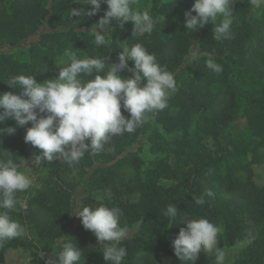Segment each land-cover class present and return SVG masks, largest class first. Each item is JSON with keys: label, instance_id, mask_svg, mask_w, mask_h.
Wrapping results in <instances>:
<instances>
[{"label": "trees", "instance_id": "16d2710c", "mask_svg": "<svg viewBox=\"0 0 264 264\" xmlns=\"http://www.w3.org/2000/svg\"><path fill=\"white\" fill-rule=\"evenodd\" d=\"M193 3L157 2L151 11L156 21L151 34L130 35L131 23L124 29L114 24L108 30L109 44L98 46L92 30L106 5L96 16L73 18L72 8L88 11L91 6L85 0H0V48L25 43L46 16L50 24L49 31L40 32L28 45L26 61L0 52V92L16 91L7 85L15 75L35 76L37 82L51 78L55 57L64 56L65 50L76 51L81 58L109 56V62H118L124 43H140L155 54L177 85L163 111L148 113L146 122L133 133L113 137L105 151L85 153L74 166L60 161L49 164V180L22 211L23 220L43 247L14 239L0 247V263L7 250L21 249L30 255L31 264H45L42 250L55 245L58 253L64 243H72L82 249L80 264H106L95 235L74 216L71 200L81 190V205L103 203L122 210L121 224L129 227V235L119 245L126 249L122 264H164L165 258H170V264H180L172 240L179 227L185 226L177 227L163 215L169 204H175L181 216L206 218L220 226L218 247L223 248L225 241H245L246 246L229 264H264V185H256L252 173L253 164L264 165V53L253 46L264 25V0H242L235 10L231 38L219 40L211 24L200 31L184 28V13ZM59 26L61 30L56 29ZM210 58L222 66L221 72L206 67ZM239 120L245 123L242 132L247 138L232 132L231 124ZM9 126L14 121L0 125ZM224 129L232 139L223 136ZM24 135L25 129L17 128L14 135L0 137V159L19 163L28 148H33L24 142ZM207 137L215 142L214 148L206 147ZM143 138L150 151L161 157L149 163L144 179H136L121 192L113 181L114 170L127 161L135 171L141 169L136 154L141 147L129 156H121L122 150ZM179 161L188 168L183 176L175 169ZM74 172L81 174L80 180L70 176ZM106 190L111 191V198ZM96 191L101 192L98 199L92 195ZM207 191L212 195H206ZM132 192L135 198L120 199L121 194ZM201 195L205 203L195 204L194 198ZM191 264H215V258L202 252Z\"/></svg>", "mask_w": 264, "mask_h": 264}, {"label": "clouds", "instance_id": "9594fccd", "mask_svg": "<svg viewBox=\"0 0 264 264\" xmlns=\"http://www.w3.org/2000/svg\"><path fill=\"white\" fill-rule=\"evenodd\" d=\"M85 3L91 9L72 8L73 18L96 16L101 6L106 5L92 30L98 46L105 44L104 30L108 32L107 26L113 21L121 29L131 23L133 35L151 34L155 27L156 21L148 9L133 7L135 0H85ZM235 3L236 0H194L192 8L184 13V28L200 31L211 24L216 39H229ZM64 56L66 59L59 61L54 79L38 83L35 76L19 74L10 77L7 83L16 91L0 92V125L14 121V126L0 127V137L14 135L17 128L25 129L24 142L39 150L31 165L60 161L74 166L85 153L105 151V145L113 137L133 133L146 122L148 113L163 111L169 96L176 91L172 72L140 43L122 44L115 63L109 62V56L81 58L72 50H65ZM205 63L213 72L222 71V66L212 58ZM122 72L131 76L122 77ZM122 108L127 115L122 114ZM28 163L23 158L19 163L12 158L0 159V245L26 234L25 227L9 211L18 205L25 206L17 193L32 186V179L20 171L22 166L29 167ZM105 195L111 198V191L106 190ZM206 195L212 193L207 191ZM194 203L203 205L204 196L194 198ZM180 214L175 204L167 205L163 213L177 227L185 226L179 227L172 240L180 264L197 262L202 252L214 255L215 264H225L227 250L217 246L222 228L206 218ZM74 216L81 220L85 230L95 235L106 264H122L126 249L119 245L129 235V227L121 224L122 210L103 203L92 206L77 202ZM81 257L80 247L64 243L54 264H80Z\"/></svg>", "mask_w": 264, "mask_h": 264}, {"label": "rangeland", "instance_id": "374dc122", "mask_svg": "<svg viewBox=\"0 0 264 264\" xmlns=\"http://www.w3.org/2000/svg\"><path fill=\"white\" fill-rule=\"evenodd\" d=\"M165 0H135V3L133 4L134 8H138L139 10H144V9H148L150 11H152V7L155 3H162ZM242 0H236V3L233 6V20L235 17V10L237 5L241 2ZM221 18H217V23H219ZM47 20V16L46 18L43 20V22L39 25V30L36 34L31 35L28 37V39L26 40L25 43H21L17 46L14 47H9L7 45L2 46L0 48V52L3 53H7L9 55L14 56L15 58L19 59L20 61H26L28 59V55H27V49H28V45L35 41L38 37V34L40 32H47L49 31L50 27H49V23H46ZM116 24L115 21H113L110 25L107 26V28H110ZM57 30H61L62 26H59L56 28ZM104 34H106L105 36V44L104 45H108L110 42L109 39V34L107 32V29L104 30ZM132 31L131 34L132 35ZM94 43H95V37H94ZM103 46V45H100ZM253 46L254 47H258L260 48V50L264 53V25L261 27L260 29V34H259V38L256 39L253 42ZM61 59H66L65 56H57L55 57L54 60V66H55V74L54 76H52L49 79H54L57 74H58V67L59 65V61ZM122 77L123 76H131V73H126V72H122L120 74ZM47 79V80H49ZM42 82H38V83H43ZM232 127V132L233 133H238V136H242L244 138H247V136L244 134V132H242L244 130L245 127V123L243 120H239L236 121L234 123L231 124ZM223 136H229L231 139L233 138L232 135L228 132V130L224 129L222 131ZM237 137V136H235ZM204 143L206 145L207 148H214L215 142L210 138L207 137L204 140ZM141 147L140 151H137V157L140 158L141 161V169L139 171H135V169H133V167L131 166L130 161H127L126 163L122 164L120 167L116 168L114 170L113 173V181L114 184H116L118 186L119 189H121V192H123L122 190L126 189V187H130L133 183V181H135L136 179H144L146 172L148 171V169L150 168V162L155 160L158 157H161V155L159 153H154L152 151H150L149 149V144L146 142V140L143 138V141L137 143V144H130L127 147H125V149L122 150L121 156L124 155H130L129 153L131 152V150H135L138 149V147ZM39 154V150L35 149V148H28L26 154L24 156H22L21 158H23L25 161L29 162L27 168L25 167H21L20 171L25 172L26 175H28L33 183L32 186L26 190L25 192H21V193H17V197L19 200H21L23 202V204L25 205L24 207L21 206H17L14 210H10L9 211V215L19 221L26 229V234L22 237L16 238V239H21V240H25V241H29L34 243L35 245H37L38 247H43V244L41 242L38 241L34 230L32 229V227L26 223V221L23 220L22 217V211L25 210L26 208V204L29 201V199L35 194V192H37L38 190H40L45 181L49 180V173L51 171V167L49 165V163H44V164H40V165H36V164H32L31 165V159L34 157V155ZM176 172L178 175L183 176L186 172H187V166L184 164V162L179 161L176 166H175ZM252 173H253V181L256 185L258 186H263L264 185V165L263 164H253L252 165ZM71 177H73L75 180H80L81 179V174H79L78 172H74L73 174L70 175ZM81 186H79L80 188ZM94 197H96L97 199L100 198L101 196V192L96 191L95 194H92ZM82 197V193L81 190L78 191L77 195H75L72 200H71V207L74 210V206L77 202H79V199ZM135 194L129 193V194H121L120 195V199L121 200H125V199H129L131 200L132 198H135ZM222 234V232L218 235V237H220ZM14 240V239H12ZM6 241L4 242L2 245H0V247L6 245L7 243H9L10 241ZM224 249L227 250V257L226 259L228 260L227 264L231 263L235 257H237L239 255V253L241 252V250L246 246V242L245 241H238V242H234L231 243L230 241H225L224 242ZM57 254V250H56V246H52L50 249L48 250H42L40 253V257L42 258L43 262L45 264H54L55 262V256ZM31 257L27 252H24L21 249H16V250H7L4 254V262L0 263V264H31L30 263ZM164 264H170V258H165L164 259Z\"/></svg>", "mask_w": 264, "mask_h": 264}]
</instances>
